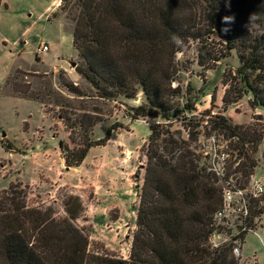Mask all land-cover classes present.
<instances>
[{"label":"trees","instance_id":"trees-1","mask_svg":"<svg viewBox=\"0 0 264 264\" xmlns=\"http://www.w3.org/2000/svg\"><path fill=\"white\" fill-rule=\"evenodd\" d=\"M72 7L78 8L72 44L84 60L75 70L93 92L83 91L63 71L58 73L60 83L73 101L80 102L78 107L52 99L50 88L33 91L28 82L11 83L12 93L19 97L68 109L58 114L75 145L60 144L66 167L78 166L91 146L104 145L115 126L91 140L89 132L101 120L102 110L96 104L87 105L89 100H113L118 95L134 98L141 91L145 101L131 107V117L170 120L177 116L174 98L180 88L172 82L177 72L174 57L180 48L172 44L173 35L184 42H200L202 66L206 55L217 58L207 47L211 45L208 35L221 41L219 53L236 49L237 80L231 90L229 84L222 101L236 102L250 92V106H264V0H74ZM164 124L152 123L143 145L146 163L128 258L90 250L87 235L74 223L83 210L78 195L67 196L66 215L58 217L49 206L27 205L25 189L11 183L0 190V264H239L232 242L209 243L218 226L213 213L221 206L222 186L211 166L200 162L203 155L193 145L197 135L191 131L186 138L166 135L170 132ZM213 126L242 143L241 150L236 144L233 148H238L234 161L241 155L245 158L238 162L240 177L235 180L243 186L257 165L243 151V142L256 151L263 130L240 131V126L225 119ZM229 174L225 172V177ZM262 200L264 196L251 200L250 222L264 215Z\"/></svg>","mask_w":264,"mask_h":264},{"label":"rangeland","instance_id":"rangeland-1","mask_svg":"<svg viewBox=\"0 0 264 264\" xmlns=\"http://www.w3.org/2000/svg\"><path fill=\"white\" fill-rule=\"evenodd\" d=\"M68 2V6L65 0L10 2L9 13L16 28L7 35L8 48L21 51V54L8 71L0 90V190L11 183H18L26 191L27 205L49 206L58 217L66 215L63 203L67 196L78 195L83 210L74 223L87 235L90 250L107 251L126 259L135 229L138 193L146 163L143 145L150 134V125L166 123L164 128L170 132L166 135L186 138L189 131L193 132L197 135L193 145L203 155L200 162L217 168L224 164V172L230 173L227 180L239 185L235 181L240 177L238 162L245 161V158L241 155L234 161L238 148L233 147L236 144L241 150L242 143H236L237 138L225 136L227 133L213 125L215 121L225 119L240 126V131L262 128L264 135V106L251 107L249 102L253 96L250 92H245L236 102L222 101L229 84H232L231 90L237 80L235 68L239 65V58L236 49L226 55L219 53L221 41L215 35H208L211 45L207 47L217 58L208 59L206 55L205 66H202L198 62L201 44L197 40H189L174 57L177 72L172 86L180 88L174 98V106L179 109L177 116L170 120L131 117V107L145 101L141 91L134 98L118 95L113 100H89L87 105L96 104L102 110L101 120L89 132L90 139L101 138L108 127L115 126L107 142L91 146L78 167H66L60 144H67L70 148L75 145L70 142L68 128L58 114L63 115L68 109L55 103L38 106L31 99L13 94L11 83L28 82L33 91L44 92L50 88L52 99L78 107L80 102L73 101V95L60 83L58 73L63 71L64 77L83 91L93 92L75 70L76 65H84V60L72 44L74 13L78 8L72 7L74 0ZM7 22V17H2L0 34L6 30ZM24 29L27 31L23 32ZM41 44L47 45V50L50 47V51L38 53L36 49ZM56 52L64 60L65 68L60 66L54 70L45 67L40 54L51 66L52 55ZM5 62V55L0 51V66ZM243 143V151L257 164L253 174L264 182V136L256 151L251 150L250 143ZM127 150L129 158L124 159ZM225 181L219 178L220 185H226ZM260 203L263 205V200ZM249 218L243 219L231 208L228 211L229 223L214 228L217 239H226L224 243H227L238 238L239 264H255L253 254L259 264H264V215L253 217L251 222ZM243 225L258 231L259 236L250 230L242 231Z\"/></svg>","mask_w":264,"mask_h":264},{"label":"built area","instance_id":"built-area-1","mask_svg":"<svg viewBox=\"0 0 264 264\" xmlns=\"http://www.w3.org/2000/svg\"><path fill=\"white\" fill-rule=\"evenodd\" d=\"M47 45L41 44L37 47L36 51L38 53L46 51ZM211 169L216 173L217 177L220 179H225L226 185L222 186V203L221 206L213 213V221L214 224L217 225H223L228 224V211L231 208H234L239 213V216L243 219H246L250 216L249 212V201L250 199H257L261 198L264 195V182L261 181L258 178H254L252 175L250 176L249 181L245 186H239L235 183H232L231 180H227L225 177L224 172V164L221 166V168H217L213 165H210ZM242 231L250 230L258 235L256 231L251 230V228L245 227L243 225L241 227ZM264 230V229H263ZM217 233L216 230L213 229V232L209 236V242L213 246H217L219 244H223L226 242V239L219 240L217 239ZM259 236V235H258ZM238 239V238H237ZM237 239L232 240L234 243L232 252L236 257H239L240 255V249L237 244Z\"/></svg>","mask_w":264,"mask_h":264},{"label":"crops","instance_id":"crops-1","mask_svg":"<svg viewBox=\"0 0 264 264\" xmlns=\"http://www.w3.org/2000/svg\"><path fill=\"white\" fill-rule=\"evenodd\" d=\"M11 1L12 0H2V3L0 5V21L2 20V17H4V16L7 17V21H8L6 30L1 31L2 34H0V51H2V53H4L5 59H6L5 64L0 66V90L3 86V83L5 81V77L8 73V71L12 67L13 63H15V61L19 58V55L21 54V51L12 50V49L8 48V38H7L8 36L7 35L10 33L11 29L16 28V25H15L16 23H15L12 15L9 13L10 12L9 7H10ZM46 8H48V7H46ZM47 11H48V9H47ZM24 31H27V29H24L23 32ZM48 51H50V47L47 51H43V52H48ZM40 56H41V61L45 67H49V68H52L54 70L56 69V67L58 68L60 66L65 68L64 62L62 63V61H64V60L59 58V54L57 52L53 53V55H52L53 64H51V66L46 64V62H45L46 59L41 54H40ZM23 100H26V99H23ZM30 101L37 103L38 106L42 105V103H39L37 101H34V100H30ZM76 167H78V166H73V168H76ZM252 176L254 178H257V176H255V174H253ZM257 233H258V235L260 234L258 231H257ZM253 256L256 259L255 264H259L256 255L253 254Z\"/></svg>","mask_w":264,"mask_h":264},{"label":"clouds","instance_id":"clouds-1","mask_svg":"<svg viewBox=\"0 0 264 264\" xmlns=\"http://www.w3.org/2000/svg\"><path fill=\"white\" fill-rule=\"evenodd\" d=\"M171 42L174 46H176L177 48H183L184 47V41L182 40L181 37H179L178 35H173L171 37Z\"/></svg>","mask_w":264,"mask_h":264},{"label":"bare ground","instance_id":"bare-ground-1","mask_svg":"<svg viewBox=\"0 0 264 264\" xmlns=\"http://www.w3.org/2000/svg\"><path fill=\"white\" fill-rule=\"evenodd\" d=\"M129 154H130V152L127 150V151L125 152V158H124V159H128V158H129Z\"/></svg>","mask_w":264,"mask_h":264}]
</instances>
